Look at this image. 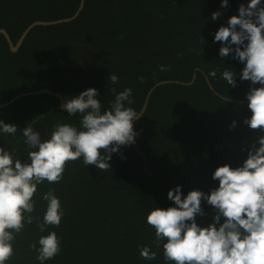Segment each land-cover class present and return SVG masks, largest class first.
<instances>
[{"label":"trees","instance_id":"obj_1","mask_svg":"<svg viewBox=\"0 0 264 264\" xmlns=\"http://www.w3.org/2000/svg\"><path fill=\"white\" fill-rule=\"evenodd\" d=\"M82 2L74 20L33 27L17 51L0 34V105L39 90L66 102L96 88L106 110L116 93L131 88L133 103L126 106L144 115L134 122L136 142L112 154L111 170L85 167L81 158L68 163L60 183L38 186L35 219L17 235L9 264H40L30 245L39 247V238L51 231L61 237L62 251L45 264H170L163 242L159 248L154 243L148 213L175 206L168 192L177 185L184 196L192 190L210 194L219 186L212 179L215 170L242 166L264 135L244 124L251 116L246 96L252 87L240 79L244 64L232 54L221 57L222 42L214 40L250 0H228L227 8L222 0H0V30L16 45L34 22L70 18ZM217 11L220 18L212 20ZM161 65L170 70L161 71ZM213 70L215 77L209 75ZM225 70L236 73L237 87L222 78ZM112 73L117 84L109 79ZM60 105L59 97L42 93L0 108V120L18 127L15 136L0 133V147L30 162L33 149L24 143V128L33 127L46 140L57 123L80 126V114L70 116ZM51 189L65 215L58 228L40 232L47 206L42 197ZM202 208L205 214L196 219L207 226L216 210L207 201ZM142 246H150L157 258L143 259Z\"/></svg>","mask_w":264,"mask_h":264},{"label":"clouds","instance_id":"obj_2","mask_svg":"<svg viewBox=\"0 0 264 264\" xmlns=\"http://www.w3.org/2000/svg\"><path fill=\"white\" fill-rule=\"evenodd\" d=\"M221 6L227 8L228 0H222ZM238 12L229 18L227 26L218 29L214 40L222 42L221 57L232 54L233 59L244 64L240 79L252 85L246 96L251 116L245 118L244 124L264 132V3L250 0L247 5L241 4ZM220 16L217 11L211 19ZM160 70L170 69L161 65ZM209 75L215 77L216 70ZM222 78L231 88L237 87L233 70H225ZM109 79L113 84L119 81L114 73ZM111 91L116 93L115 88ZM132 95L131 88L116 93L106 110H102L96 88L67 99L62 108L70 116L80 114V126L57 123L46 140L33 127L24 128V143L33 149L27 154L30 162H22L15 149L0 147V264H9L13 259L17 235L35 219L31 213L35 211L39 185L45 181L60 183L68 163L81 158L85 167L111 170L112 154L136 142L134 121L144 112L126 106L133 103ZM236 124L233 121L231 127ZM17 130L16 125L0 120V133L15 136ZM212 179L218 180L219 186L210 194L192 190L184 196L182 186L177 185L168 192L175 206L156 207L148 213L146 222L155 230L156 247L163 242L164 260L170 264H264V135L252 144L242 166H220ZM54 192L51 189L42 197L47 206L43 222L38 225L40 232L48 226L58 228L65 215ZM202 201L216 210L214 222L207 226H201L196 219L205 214ZM38 244L39 247L33 242L30 247L40 264L53 260L62 251L56 231L41 236ZM139 251L145 260L157 258L150 246H142Z\"/></svg>","mask_w":264,"mask_h":264},{"label":"water","instance_id":"obj_3","mask_svg":"<svg viewBox=\"0 0 264 264\" xmlns=\"http://www.w3.org/2000/svg\"><path fill=\"white\" fill-rule=\"evenodd\" d=\"M83 8V2L81 3L80 7H79V10L70 18H66V19H60V20H56V21H50V22H45V21H37V22H34L33 24H31L24 32L23 34L20 36L19 40L17 41L16 45H13L12 41H11V38L9 36V34L1 29L0 30V34H3L4 37L6 38V40L8 41L9 43V46L11 47V49L13 51H17L19 49V47L22 45L25 37L27 36V34L29 33V31L33 28V27H36V26H49V25H55V24H60V23H67V22H70L72 20H74L78 15H79V12L81 11V9ZM166 83H169L168 81L167 82H161V83H158L156 86H154L151 90V92L159 85H163V84H166ZM150 92V93H151ZM42 93H49V94H52L54 96H57L60 98V101H61V105H60V108L63 109V110H66L64 108H62V105L65 103V100L64 98L60 95V94H57V93H54L50 90H39V91H34V92H29V93H24V94H21L15 98H13L10 102L6 103V104H3V105H0V108H3V107H6V106H9L11 103L15 102V100L19 97H23V96H28V95H36V94H42ZM144 111V110H143ZM135 122V121H134Z\"/></svg>","mask_w":264,"mask_h":264},{"label":"bare ground","instance_id":"obj_4","mask_svg":"<svg viewBox=\"0 0 264 264\" xmlns=\"http://www.w3.org/2000/svg\"><path fill=\"white\" fill-rule=\"evenodd\" d=\"M146 106V105H145Z\"/></svg>","mask_w":264,"mask_h":264}]
</instances>
